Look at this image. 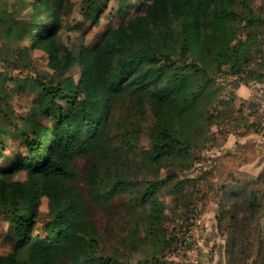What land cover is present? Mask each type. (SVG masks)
Listing matches in <instances>:
<instances>
[{
    "label": "rangeland",
    "instance_id": "rangeland-1",
    "mask_svg": "<svg viewBox=\"0 0 264 264\" xmlns=\"http://www.w3.org/2000/svg\"><path fill=\"white\" fill-rule=\"evenodd\" d=\"M128 1H137L134 11L143 2ZM33 2L0 0V96L7 98L0 100V136L5 141L0 142L4 155L0 163L12 159L24 145L14 127L22 128L40 99L36 81L54 83L48 48L33 46L29 38ZM56 4L61 14L56 36L60 51L96 43L114 23L115 0L97 25L91 21L82 25L83 0ZM246 4L260 19L239 36L249 42L250 60L241 75L231 74L228 66L209 69L218 90L200 105L188 128L192 156L150 162L156 116L144 97L126 94L111 111L107 151L75 159L73 187L95 237L84 255L90 263L84 264H216L223 251L231 253L228 247L234 241L235 260L228 254L226 264H264V0H237L234 9L242 12ZM78 73L76 66L68 71L71 84ZM116 175L124 177L128 187L99 196ZM169 175L170 183L156 192L160 210L155 212L156 205L141 202L143 188L148 181ZM26 178L25 172H18L8 180ZM40 211L46 218L48 197L42 198ZM154 214L160 217L154 225L158 237L148 233ZM7 225L0 215V257L14 249L5 236ZM80 256L75 251L58 264H78L75 259Z\"/></svg>",
    "mask_w": 264,
    "mask_h": 264
},
{
    "label": "trees",
    "instance_id": "trees-1",
    "mask_svg": "<svg viewBox=\"0 0 264 264\" xmlns=\"http://www.w3.org/2000/svg\"><path fill=\"white\" fill-rule=\"evenodd\" d=\"M110 1L83 0L82 25H97ZM115 1L114 23L100 40L62 51L56 43L61 28L56 2L61 0L32 4L29 38L33 46L48 48L55 76L51 84L36 81L40 99L22 128L14 127L24 145L0 163V215L8 222L5 236L14 246L9 256L0 257V264H58L75 251L82 255L75 259L78 264L90 263L84 255L95 243L94 230L73 187L75 159L107 151L109 117L121 96L144 97L156 116L149 161H183L192 156L188 128L200 105L218 90L209 69L228 66L233 75L246 70L249 42L239 36L260 22L249 5L239 12L234 9L237 0H143L134 11L137 1ZM75 66L79 73L71 84L67 73ZM0 142L5 144L4 136ZM3 159L0 150V162ZM18 172L27 178L9 182ZM171 179L148 181L141 202L156 205V192ZM127 187V180L116 175L98 194L108 197ZM43 197L49 199L46 218L40 211ZM159 210L156 205L154 211ZM159 218L154 214L148 229L154 237L160 236L154 228ZM234 243L228 247L233 259Z\"/></svg>",
    "mask_w": 264,
    "mask_h": 264
},
{
    "label": "crops",
    "instance_id": "crops-1",
    "mask_svg": "<svg viewBox=\"0 0 264 264\" xmlns=\"http://www.w3.org/2000/svg\"><path fill=\"white\" fill-rule=\"evenodd\" d=\"M228 254L230 253L223 251L222 255L219 256L220 258L216 261V264H226Z\"/></svg>",
    "mask_w": 264,
    "mask_h": 264
}]
</instances>
